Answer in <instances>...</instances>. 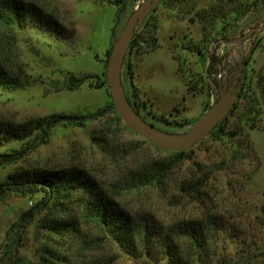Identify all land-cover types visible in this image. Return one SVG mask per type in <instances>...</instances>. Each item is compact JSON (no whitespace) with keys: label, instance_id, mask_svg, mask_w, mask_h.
<instances>
[{"label":"rangeland","instance_id":"1","mask_svg":"<svg viewBox=\"0 0 264 264\" xmlns=\"http://www.w3.org/2000/svg\"><path fill=\"white\" fill-rule=\"evenodd\" d=\"M25 1L52 13L70 35L57 39L37 30L18 33L16 48L30 85L18 90L0 88V120L21 124L53 115L91 116L110 106L109 88L95 87L106 74L107 52L144 0ZM157 6L151 23H158L159 47L128 56L133 82L127 66L122 72L126 94L132 98L134 85L139 100L147 104L140 113L144 120L167 133H186L206 113L207 106L217 101V83L225 80L238 88L251 85L250 92L263 108L256 87L264 75V30H253L264 28V0L197 3V12L220 11L214 28L225 30L209 49L211 56L222 59L224 67L210 79L206 75L208 61L188 50L202 39L203 25L196 12L187 19L174 20L161 0ZM190 6L181 9L188 11ZM242 10H248L247 14L238 17ZM172 51L182 59L181 71ZM247 60V77L240 79L238 73ZM72 76L96 78L71 91L65 82ZM186 82L195 84L197 91L190 92ZM246 103L241 102L227 127L228 131L242 127L240 137L210 134L192 149L191 159L176 164L160 183L136 188L138 172L172 161V152L133 132L115 111H106L81 126H56L45 143L31 149L24 159L0 168V183L22 170L79 168L126 214L149 225L158 243L170 236L173 226L201 220L213 212L226 227L203 264H264V117L259 119L260 128L250 131L242 117ZM148 112L164 116L169 124L160 123ZM23 146V142L12 141L0 147V152ZM202 177L207 180L203 190L208 198L195 201L184 189ZM62 210L58 202L46 201L44 194H11L0 200V264H155L144 255L134 259L122 252L103 230L84 218L81 204L71 205L66 213ZM62 219L74 223V229L57 231L56 223ZM174 242L185 247L182 240Z\"/></svg>","mask_w":264,"mask_h":264},{"label":"trees","instance_id":"2","mask_svg":"<svg viewBox=\"0 0 264 264\" xmlns=\"http://www.w3.org/2000/svg\"><path fill=\"white\" fill-rule=\"evenodd\" d=\"M199 1L161 0V3L165 5L170 18L174 20L187 19L188 16L196 12L195 17L203 25L202 39L200 42L189 45L188 50L196 52L200 59L203 58L208 61L209 65L206 75L210 79L214 71L220 72L221 68L223 69L224 67L222 59L211 56L209 49L216 42V37L225 30L216 31V28H214L215 22L221 18L218 15L220 11L214 13L197 12V3ZM189 4L191 5L190 10L181 9V6ZM157 8L158 6L138 26L127 53L124 65L127 66V74L132 82L134 71L132 63L127 62L128 56L134 51L138 54H145L159 47L156 38L158 23H151L153 13L156 12ZM246 11L248 10H242L241 12H237L236 15L241 17L247 14ZM209 24L210 27L207 28ZM26 30H37L57 39H67L70 35V31L52 13L45 11L36 3L25 0H0V88L4 90H18L30 85V79L19 61L16 48L18 33ZM110 51L111 49L107 52L108 59ZM172 54L178 62L179 71H181L180 69L183 65L181 57L173 51ZM108 59L105 61V68ZM249 63L250 60H247L243 64L239 73L240 79L247 77L246 68L249 66ZM93 78L96 77L84 76L77 78L72 76L65 82V86L68 90L75 91ZM186 83L190 92L195 93L197 91L195 84L191 82ZM220 84L221 82L219 81L217 83L218 87ZM105 87L108 88L106 74L102 82L97 84L95 88L102 89ZM132 87V98L128 95L127 97L133 108L140 114L141 110L147 109V104L139 100L138 90L134 85ZM250 87L252 88L251 85ZM249 88L246 89L243 85L238 88L239 99L234 110L211 133L212 135L230 138H237L242 135V127H236L232 131H228L227 127L229 125V118L235 115V112L241 107L243 100L247 102L244 108V116H242L243 119L245 118L246 126L250 131L260 128L261 120L259 119L264 117V75L258 80L256 87L260 91L259 94L263 103L262 109L259 106V99L254 93L250 92L251 88ZM209 107L210 104L207 106L205 112ZM106 108L99 110V112H103ZM148 114L152 115L151 112H148ZM152 116L160 123L169 124L164 116ZM82 117L53 115L47 119L31 120L21 124L0 120V147L12 141L24 143V146L20 149L0 152V168L24 159L31 149L38 144L45 143V138L56 126L60 124L83 125L85 121L78 120V118ZM65 118H71V120L62 121ZM118 118L121 119L119 114ZM172 154V161L158 162L139 171L136 179L139 184L137 183L136 188L162 182L176 164L192 158L193 150L189 152H172ZM207 176L206 179L209 178V175ZM206 179L202 177L192 180L184 189V192L191 198H194L195 201L208 198V193L203 190L206 187ZM11 194L22 196L44 194L46 199L58 202L64 213L70 210L71 205L81 204L84 218L103 230L122 252L134 259H138L144 255L150 262L155 264H160L163 261H166L168 264L207 263L210 251H213L215 241L226 227L220 215L209 212L201 220L173 226L170 236L158 243L155 237L156 234L149 229V225H144L143 222L137 221L126 214L87 171L79 168L55 171H18L10 175L6 181L0 183V200L6 199ZM262 212L264 216V207L262 208ZM59 228L63 229V231L69 228L73 230L74 223L62 219L61 222L58 221L56 223L55 229L59 231ZM174 239L182 240L185 247L179 246L174 242ZM158 246H161V251H157ZM141 248L143 251H140ZM222 264L230 263L223 261Z\"/></svg>","mask_w":264,"mask_h":264},{"label":"water","instance_id":"3","mask_svg":"<svg viewBox=\"0 0 264 264\" xmlns=\"http://www.w3.org/2000/svg\"><path fill=\"white\" fill-rule=\"evenodd\" d=\"M160 0H144L134 10L126 22L121 34L114 40L106 66V81L112 98V104L103 112L78 120H92L106 111H115L133 132L145 138L153 145L171 152H189L196 144L206 139L234 110L239 99V89L224 81L218 88V99L201 119L186 133L171 134L162 131L144 120L131 105L122 82V72L127 53L138 26L144 22L157 7ZM263 29L253 31L261 32ZM65 118L62 121H68ZM49 199H46L48 201Z\"/></svg>","mask_w":264,"mask_h":264},{"label":"flooded vegetation","instance_id":"4","mask_svg":"<svg viewBox=\"0 0 264 264\" xmlns=\"http://www.w3.org/2000/svg\"><path fill=\"white\" fill-rule=\"evenodd\" d=\"M241 69H242V68H241ZM241 69H240V71H241ZM240 71H239V73H240ZM239 73H238V74H239Z\"/></svg>","mask_w":264,"mask_h":264}]
</instances>
